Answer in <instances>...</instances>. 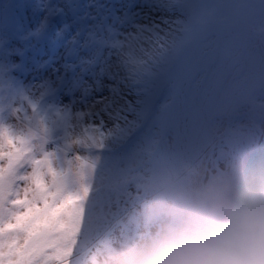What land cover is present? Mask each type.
<instances>
[{"label": "snow or ice", "instance_id": "6c2138e0", "mask_svg": "<svg viewBox=\"0 0 264 264\" xmlns=\"http://www.w3.org/2000/svg\"><path fill=\"white\" fill-rule=\"evenodd\" d=\"M264 155V0H0V264H99L184 162Z\"/></svg>", "mask_w": 264, "mask_h": 264}, {"label": "clouds", "instance_id": "9594fccd", "mask_svg": "<svg viewBox=\"0 0 264 264\" xmlns=\"http://www.w3.org/2000/svg\"><path fill=\"white\" fill-rule=\"evenodd\" d=\"M102 264H264V155L184 162Z\"/></svg>", "mask_w": 264, "mask_h": 264}, {"label": "rangeland", "instance_id": "374dc122", "mask_svg": "<svg viewBox=\"0 0 264 264\" xmlns=\"http://www.w3.org/2000/svg\"><path fill=\"white\" fill-rule=\"evenodd\" d=\"M206 2L208 3H224L226 2V0H206ZM107 255V252H105L104 254H102L100 257H99V264H102V260L106 257Z\"/></svg>", "mask_w": 264, "mask_h": 264}]
</instances>
